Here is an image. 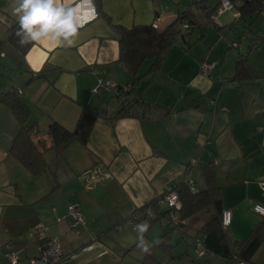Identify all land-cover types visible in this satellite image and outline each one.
Masks as SVG:
<instances>
[{"label": "crops", "instance_id": "0c3cea01", "mask_svg": "<svg viewBox=\"0 0 264 264\" xmlns=\"http://www.w3.org/2000/svg\"><path fill=\"white\" fill-rule=\"evenodd\" d=\"M192 1L100 0L97 13L92 0H61L77 9L75 45L43 41L21 55L4 42L19 20L13 13L15 0H0V93L18 91L38 128L35 141L45 138L49 144L46 131L52 121L73 129L82 106L98 112L85 144L74 142L59 156L48 149L46 169L32 175L7 152L18 123L0 104V264H12L9 251L17 254L15 264H29L48 237H57L66 255L58 264H143L136 226L149 225L143 234L149 244L170 228L150 220L138 221L134 229L114 226L188 175L198 189L203 188L199 166L206 162L214 165L222 209L231 210L228 237L245 238L261 222L252 206L264 203V45L242 55L247 39L240 38L262 28L258 18L237 21L226 11L210 25L206 15L210 8H190L197 24L184 39L175 37L160 67L146 74L152 61L140 66L137 90L160 106L147 117L111 119L126 92H91L99 79L115 86L132 82V75L117 61L116 26L150 25L155 20L162 30ZM204 1L211 7L217 4ZM235 40L241 45L238 56L229 44ZM205 59L215 63L206 74L199 70ZM106 95L113 99L106 101ZM70 204L84 216L85 226L77 232L68 220H58L67 216ZM214 214V208L207 207L188 217L179 234L171 231L170 253L155 250L154 262L225 264L221 257H197L193 252L197 229ZM36 223L48 227L42 238L32 230ZM86 246L91 248L82 250ZM245 264H264V242Z\"/></svg>", "mask_w": 264, "mask_h": 264}, {"label": "trees", "instance_id": "16d2710c", "mask_svg": "<svg viewBox=\"0 0 264 264\" xmlns=\"http://www.w3.org/2000/svg\"><path fill=\"white\" fill-rule=\"evenodd\" d=\"M92 2L97 13H101L100 0H92ZM234 2L236 10L240 12V18H234L235 20L248 22V20L253 21V19L257 18L256 2L243 0H234ZM190 8L192 7L187 8L185 11H178L175 19L162 30H158L151 23L150 25H133L130 28L116 26L120 33L119 57L117 61L122 63L127 72L132 75V82L129 84L130 86L116 85L120 90L123 87H128L123 90V92H126L127 98L118 111L110 117L111 119L124 116L147 117L151 110H160V106L154 100L151 101L143 97L140 91L137 90V84L142 76L139 75V69L145 60H151L152 64L146 74L157 70L163 61L164 55L172 46L175 37L180 35L184 39L186 33L197 24ZM201 8H210L206 13L210 21V15L214 11V7L209 5ZM184 23L188 24L187 30L182 27ZM18 26L17 21L9 28L4 42L10 43L17 52L23 55L31 44L25 47H21L18 44L19 37L15 35ZM1 52L2 43H0V55ZM240 64L241 61L237 67ZM0 104L10 110L11 115L14 116L18 123V131L12 138V143L7 152L18 160L32 175H37L46 169L44 153L48 149L54 150L55 154L59 156L74 142L85 144L93 122L98 116V112L94 107L85 105L81 107L73 129H67L56 121L50 122L46 131L49 140L48 144L45 138H38L35 141V137L39 134L38 128L35 126V122L30 121V108L23 102L17 90L13 88L0 93ZM162 113L165 115L167 110H163ZM213 167L214 165L211 162L200 164L199 174L204 182V187L198 189L197 192H190L182 181L175 185L181 204L178 216L182 219H187L207 207H213L215 210L214 216L197 229L196 237L198 236L202 239L201 242H203L204 248L209 254L223 258L226 264H232L236 259L249 263L257 247L264 242V216H261L262 220L259 224L252 227L253 229L247 237L232 241L221 224L220 216L223 209L220 204L221 196L220 188L216 182V171ZM154 203L155 199L139 208L155 207ZM163 215L164 210L158 212L155 219H150L151 223H155L158 219L160 220ZM170 233L171 230L167 229L157 239L160 243H152L154 246L150 248V252L145 253L143 256V264H158L151 257L157 249L170 253L172 248L169 244Z\"/></svg>", "mask_w": 264, "mask_h": 264}, {"label": "built area", "instance_id": "2783aa9c", "mask_svg": "<svg viewBox=\"0 0 264 264\" xmlns=\"http://www.w3.org/2000/svg\"><path fill=\"white\" fill-rule=\"evenodd\" d=\"M238 1V0H236ZM243 1H253L256 2V15L257 18L262 23V28L259 31L250 32L247 35H242L241 39H247V46L245 51L242 55L248 54L254 50L260 49L262 45H264V0H243ZM209 6L207 1L204 0H193L192 1V8L193 7H203ZM226 11H231L233 13V17L235 19L240 18V12L235 8L234 0H217V5L214 7V11L210 15V25H213L214 19L221 15ZM154 27H156L155 23H152ZM185 30L188 29V24L184 23L182 26ZM240 42L235 40L232 41L230 44V48L234 51L237 56L240 54L241 45ZM241 55V56H242ZM215 63L209 60H203L200 63V72L207 73L209 70L214 68ZM128 87H123V89H119L118 86H115V83L106 80V79H99L96 90L97 91H105L110 92L114 95H119L121 91L127 89ZM184 185L188 188V190L192 193L197 192L198 188L194 181H192L188 176L182 180ZM175 185L167 188L159 197L155 199L154 206H147L144 209H140L139 207L133 209V211L124 219L122 222L118 223L115 226V229H121L124 227H128L130 229H134L136 223L140 220H150L155 219L158 212L164 210L163 219L165 220L166 225L168 228L172 229L175 233H180V227L186 224V219H182L178 216V210L181 207L179 195L177 194V190L175 189ZM261 192L262 196H264V183H261ZM259 206V210L258 209ZM79 208L75 204L68 205V212L67 216L63 218H59L58 220H68L69 227L71 230L79 231L80 228L85 226L84 216L81 213ZM252 211L256 213V215L264 216V203H254L252 206ZM221 224L223 229L227 228L230 224L231 220V210L225 209L222 211L221 214ZM48 227L41 224L36 223L32 230L37 233V237H44L45 232L47 231ZM201 238H195L193 242V252L194 255L197 257H204L209 255V253L204 248L203 242H201ZM91 248L90 246H86L82 248V250ZM39 254L35 257H31L29 259V264H58L63 259H65L66 255L63 253L62 248L59 244V240L57 237H48V242L45 245L40 246ZM77 253H73L72 256L74 257ZM211 256L213 254H210ZM8 259L12 264H15L17 261V254L13 251H9L7 253ZM234 264H245L242 260H235ZM226 264V263H225Z\"/></svg>", "mask_w": 264, "mask_h": 264}, {"label": "clouds", "instance_id": "9594fccd", "mask_svg": "<svg viewBox=\"0 0 264 264\" xmlns=\"http://www.w3.org/2000/svg\"><path fill=\"white\" fill-rule=\"evenodd\" d=\"M91 3V0H87ZM76 7L61 0H15L13 13L19 17L15 35L19 37L18 44L25 47L29 44L47 41L52 45L72 47L75 37L79 34L76 21ZM259 210V206L258 209ZM149 225L141 223L136 226L138 247L149 253L153 244L146 243L143 234ZM154 243H160L159 240Z\"/></svg>", "mask_w": 264, "mask_h": 264}, {"label": "rangeland", "instance_id": "374dc122", "mask_svg": "<svg viewBox=\"0 0 264 264\" xmlns=\"http://www.w3.org/2000/svg\"><path fill=\"white\" fill-rule=\"evenodd\" d=\"M228 15H230L229 13H228ZM224 18H226V16L224 17ZM224 18L222 19V20H224ZM152 23H155L156 24V27H158V25H157V22L154 20V21H152ZM183 32V31H182ZM147 63V62H146ZM146 65V64H145ZM93 94H96V93H98L99 91H97L95 88L91 91ZM108 95H110V94H108ZM108 95H106L104 98H106V101H108V100H112L113 98H111V97H109ZM114 95V94H113ZM106 103H104V105H102V110L103 109H105L106 108ZM100 108V107H99ZM164 222H165V220L163 219V218H161L160 220L158 219V221L157 222H155V224H157V226L158 227H160L162 224H164ZM126 229V228H125ZM123 231H125V230H123ZM175 237L176 236H174V234H172V236H171V239H172V241L175 239ZM186 239H187V241H189V238H187L186 237ZM182 245L184 246V247H186L185 246V243H182Z\"/></svg>", "mask_w": 264, "mask_h": 264}]
</instances>
